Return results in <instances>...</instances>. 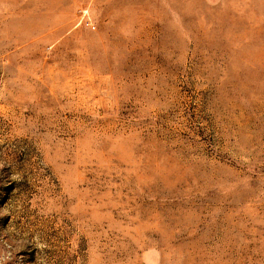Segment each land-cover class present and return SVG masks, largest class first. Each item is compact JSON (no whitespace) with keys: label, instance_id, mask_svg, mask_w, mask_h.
<instances>
[{"label":"rangeland","instance_id":"1","mask_svg":"<svg viewBox=\"0 0 264 264\" xmlns=\"http://www.w3.org/2000/svg\"><path fill=\"white\" fill-rule=\"evenodd\" d=\"M0 264H264V0H0Z\"/></svg>","mask_w":264,"mask_h":264}]
</instances>
